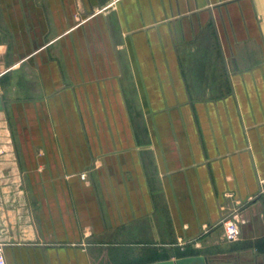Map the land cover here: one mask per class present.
Here are the masks:
<instances>
[{
    "label": "crops",
    "instance_id": "1",
    "mask_svg": "<svg viewBox=\"0 0 264 264\" xmlns=\"http://www.w3.org/2000/svg\"><path fill=\"white\" fill-rule=\"evenodd\" d=\"M0 100L6 264H264V0H0Z\"/></svg>",
    "mask_w": 264,
    "mask_h": 264
},
{
    "label": "built area",
    "instance_id": "2",
    "mask_svg": "<svg viewBox=\"0 0 264 264\" xmlns=\"http://www.w3.org/2000/svg\"><path fill=\"white\" fill-rule=\"evenodd\" d=\"M223 236L229 243H234L240 237V225L237 214H232L223 222ZM0 264H6L2 246L0 245Z\"/></svg>",
    "mask_w": 264,
    "mask_h": 264
},
{
    "label": "water",
    "instance_id": "3",
    "mask_svg": "<svg viewBox=\"0 0 264 264\" xmlns=\"http://www.w3.org/2000/svg\"><path fill=\"white\" fill-rule=\"evenodd\" d=\"M1 107V100H0V110ZM157 264H208V259L202 257H191V258H181L174 261H166Z\"/></svg>",
    "mask_w": 264,
    "mask_h": 264
},
{
    "label": "rangeland",
    "instance_id": "4",
    "mask_svg": "<svg viewBox=\"0 0 264 264\" xmlns=\"http://www.w3.org/2000/svg\"><path fill=\"white\" fill-rule=\"evenodd\" d=\"M24 86H19L17 89L18 90H21V87H22V91H15V82H10V84H9V90L11 89V94L12 95H10L9 94V100H16V95L17 94H19V92H22L23 93V95L25 94V95H28V93H31V91H32V86H31V81H26V82H24ZM28 85V86H27ZM24 95V96H25ZM11 96V97H10ZM229 263H231L232 264V261H230Z\"/></svg>",
    "mask_w": 264,
    "mask_h": 264
}]
</instances>
